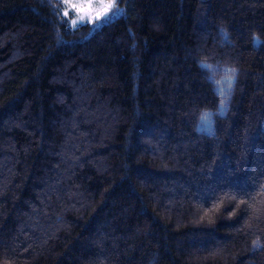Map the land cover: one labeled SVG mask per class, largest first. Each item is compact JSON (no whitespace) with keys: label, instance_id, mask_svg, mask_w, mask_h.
I'll list each match as a JSON object with an SVG mask.
<instances>
[{"label":"trees","instance_id":"trees-1","mask_svg":"<svg viewBox=\"0 0 264 264\" xmlns=\"http://www.w3.org/2000/svg\"><path fill=\"white\" fill-rule=\"evenodd\" d=\"M117 6L0 0V264H264V0Z\"/></svg>","mask_w":264,"mask_h":264},{"label":"clouds","instance_id":"clouds-1","mask_svg":"<svg viewBox=\"0 0 264 264\" xmlns=\"http://www.w3.org/2000/svg\"><path fill=\"white\" fill-rule=\"evenodd\" d=\"M222 39L227 41L229 39V34L227 32V29H221ZM261 41L259 40V37L253 36V45L254 47H259V44ZM200 67L203 70H206L209 73L208 79L213 84L217 95L221 96V100L216 108V110H209L204 109L200 112V115L197 120V125L195 127V131L197 133L200 132V127L202 124H210L213 125V131H214V124H215V117L219 116L221 118L225 117L227 115L228 111V104L230 101V95H227L228 92L232 89L235 83V69L234 68H219L216 65H213L212 63L201 61ZM231 70V72H229ZM229 76L232 77V86L229 89L228 87V79ZM223 88L224 95L220 94V89Z\"/></svg>","mask_w":264,"mask_h":264},{"label":"rangeland","instance_id":"rangeland-1","mask_svg":"<svg viewBox=\"0 0 264 264\" xmlns=\"http://www.w3.org/2000/svg\"><path fill=\"white\" fill-rule=\"evenodd\" d=\"M73 3H79L81 0H72ZM110 0H91L92 8L91 9H81L79 15H83L84 19L80 20L77 19V23L73 26H78L80 24H85L87 22H94L96 20H108L109 17L111 19L116 18L124 13V10L117 6L118 0H115V5L113 8L105 11L107 3H109ZM67 7V5H65ZM120 10V11H117ZM72 16V17H71ZM68 18L74 19L77 18V13L75 9L69 8L68 10Z\"/></svg>","mask_w":264,"mask_h":264},{"label":"snow or ice","instance_id":"snow-or-ice-1","mask_svg":"<svg viewBox=\"0 0 264 264\" xmlns=\"http://www.w3.org/2000/svg\"><path fill=\"white\" fill-rule=\"evenodd\" d=\"M61 2V0H58V3ZM63 5H67V7H61V11L63 13L64 16L68 15V10L69 8L71 9H75L76 13H77V18H74L70 21V23L72 25H75L77 23V19L83 20L84 16L83 15H79L81 9L87 8V9H91L92 8V3L91 0H81V2L79 3H73L72 0H62ZM115 5V0H110L109 3H107L105 11L113 8ZM120 11V10H117ZM111 19V17H109V20ZM107 22V21H106ZM229 72H231V70H229ZM232 86V77L229 76L228 79V87L229 89ZM220 94L224 95V90L223 88L220 89Z\"/></svg>","mask_w":264,"mask_h":264}]
</instances>
